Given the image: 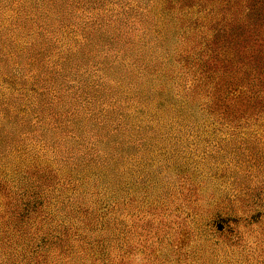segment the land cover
Listing matches in <instances>:
<instances>
[{"label":"rangeland","instance_id":"rangeland-1","mask_svg":"<svg viewBox=\"0 0 264 264\" xmlns=\"http://www.w3.org/2000/svg\"><path fill=\"white\" fill-rule=\"evenodd\" d=\"M135 2L78 0L80 9L70 4L66 23L60 24L64 34L75 32L70 47L83 55L89 49L84 38L101 30L97 45L88 53V70L105 61L116 72H129L131 86L141 92L126 95L117 106L123 113L116 117L117 122L124 120L122 130L114 132V125L104 130L119 147L113 181L85 178L62 186L67 177L61 173L62 156L42 142L33 146L36 138L31 133L24 139L17 136L20 130H32L35 123L33 117L25 120L30 123L22 122L15 94L4 96L16 102L14 113L2 121L4 134L14 126L15 148L28 156L37 153L40 172L50 171V180L56 182L52 201L71 202L65 204L69 208L63 214H57L55 206L48 208L53 209L46 219L49 225L64 231V251L59 255L53 250L43 260L47 264H264V98H249V88L263 89L264 82L259 84L263 75L258 83L255 71L248 70L264 68V0H229L226 6L222 0H148L143 6ZM17 4L13 0L11 6ZM14 17V12L0 7L1 26ZM46 22L39 16L31 18L18 40L30 46L34 37L29 33L37 23L45 27ZM50 28L54 30L50 35L56 34V22ZM52 39H43L42 45L55 54L59 44ZM104 41L111 43V49L104 47L102 53L98 45ZM11 54L10 59L0 54V66L18 60L13 56L16 52ZM27 61L22 58V63ZM25 66L17 70L29 76ZM7 70L0 67V73ZM115 80L107 91L124 97ZM228 83L241 93L225 95ZM103 108L110 109L108 104ZM239 110L246 115L239 116ZM84 124L93 127L94 123L89 119ZM42 128L51 129L47 141L59 142L62 150L64 140L51 136L55 133L51 124L38 126L37 132ZM14 152L8 156L13 160L8 158L12 165L5 170L6 181L0 176V264L14 252L15 262L28 264L34 248L32 238L3 234L13 215L12 205L20 201L6 195L16 192L10 188L17 190L15 179L21 177L15 165L22 154ZM72 156L76 159L79 154Z\"/></svg>","mask_w":264,"mask_h":264},{"label":"trees","instance_id":"trees-1","mask_svg":"<svg viewBox=\"0 0 264 264\" xmlns=\"http://www.w3.org/2000/svg\"><path fill=\"white\" fill-rule=\"evenodd\" d=\"M12 1L4 0V3H0L1 8H8L15 14L14 19L9 24H2L5 27L0 25V54L10 59L11 51H13L16 52V55L13 56L18 57V60L13 59L10 61V66L6 61H3L0 66L6 68V70L8 69L7 66L10 67V70L0 73V176L3 177L4 181H6L5 170L8 165H12L8 163V158L13 160V158L8 157L9 154L16 149L14 153L22 154V156L15 165L16 170L21 172V177L15 179L18 189L13 190L9 187L11 191L16 192H6V195H11L15 200L19 198L20 201L16 200L12 205L13 215L8 220L3 234L9 235L14 232L17 233L18 238L27 237L28 240L32 238L34 248L29 252L30 256L27 258V263L47 264V260L43 259L50 255L53 250L58 252L59 255L61 251H64L62 249L64 246H61L64 231L59 226L49 225L50 223L46 219L51 217L53 209L48 208L55 206L54 211L57 214H63L69 208V205L65 206V204H71V202L67 199H53L52 201L50 195L55 190L54 185L56 182L50 180V171L45 168L44 171L40 172L37 153L28 156L27 152L22 153L20 150L18 151L17 147L15 148L17 141L11 138V135L15 134L14 126L10 125V131H7L6 135L4 134L5 124L3 125L2 121L11 117L16 105V102L12 104L10 99L5 100L4 96L15 94L19 106L18 113H22V122L33 117V123H35L32 130L27 129L26 132L20 130L17 132V136L24 139L27 138V133H31L33 138H36L33 146L38 142H42V145L46 148L52 149L55 147V150H58L55 155L62 156L65 169L61 173L67 176L62 181L65 182L62 185L64 186L65 184L71 185L74 182H82L85 178H96L104 182L114 180L115 159L116 155L119 154V147L115 145V139L108 137L111 136L109 135L110 132L104 130L112 125L115 127L112 130L116 133L122 130L124 120L117 122L116 117L123 116V113H120L121 111L118 110L117 106H121L119 103L122 98L125 101L126 95L134 96V94L139 95L141 92H135V89L131 86L132 78L129 72L128 74L123 71L116 72L115 67L110 66L105 61L99 62V67L88 70L91 61L88 53L92 46L97 45L102 33L101 30L94 33L93 36L87 35L84 38L88 42L85 45L89 47L88 53L83 55L81 51L79 53L73 47H70L69 41H71V37L75 32L67 31L64 34V31H61L60 24L66 23L65 14L68 12L66 9L69 8L70 4L77 5L76 10L80 9L78 0H18L16 6H11ZM134 1H136L135 4L143 6L148 0ZM222 3L226 6L229 4V0H222ZM80 4L82 6V3ZM124 5H128V3L125 2ZM246 10L252 11L253 9L250 10V7H248ZM253 11L257 10L254 9ZM208 12L212 14V9ZM224 13H229V10H224ZM37 16L43 22L48 21L49 23L46 22L45 27H41L37 23L32 33H29V36H33L34 39L31 41V45L27 46L18 39L20 34L25 31L26 23ZM54 22L57 24L56 34L50 35L54 31L50 28ZM72 25H76V23L72 22ZM248 26L249 24L245 28ZM52 37L59 44L55 54L49 53L46 46L42 45L43 39L50 41L53 40ZM98 47L101 50L104 47L111 49V43L104 41ZM109 49L106 50L109 51ZM101 52L104 53V50ZM23 57L28 58V61L22 63ZM24 64L26 65L25 70L30 74L29 76H26L25 72L21 73L17 70L18 66ZM248 70L255 71L256 75L253 77L256 78L257 82L263 75L262 80L258 83L262 84L264 82V68L255 66L254 68L248 67ZM249 75L250 72H247V77ZM113 79H117L113 82H117L122 87L121 90H124V97L107 91L106 88L112 83L110 81ZM5 85L7 87L2 88ZM249 89H252L250 99L259 100L264 98V95L261 96V93L264 94V86L263 89H253V86ZM69 90L73 91L68 94ZM240 91L236 86L228 83L223 93L227 96L237 95L241 93ZM72 92H75L72 97L65 100ZM87 99H90L88 105H86ZM106 104L110 107L109 110L103 108V105ZM260 107L257 108L261 109ZM18 113H15L13 118H17ZM238 113H240L239 116L246 115L245 110ZM89 119L94 123L93 127H85L84 123ZM15 120H19V118ZM25 122L30 123V121ZM39 124H51V128L55 131V133L52 132L51 136L57 135L58 140H64L62 150L59 149V142L50 145L47 141V135L51 132L50 128V131H47V128H42L41 130L38 129L39 132H37ZM74 154H79V156L74 159L72 156ZM8 173L11 174L10 169ZM2 177H0V183ZM63 203L64 205H61ZM45 224H47V228L43 229ZM23 255H26L25 251H23ZM6 258L7 262L2 261L1 264H18L19 260L15 262L18 259L15 252L6 254Z\"/></svg>","mask_w":264,"mask_h":264}]
</instances>
